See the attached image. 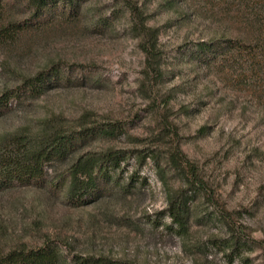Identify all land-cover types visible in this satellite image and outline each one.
I'll return each instance as SVG.
<instances>
[{"label":"rangeland","instance_id":"374dc122","mask_svg":"<svg viewBox=\"0 0 264 264\" xmlns=\"http://www.w3.org/2000/svg\"><path fill=\"white\" fill-rule=\"evenodd\" d=\"M2 1L1 23L30 17L24 0ZM240 8L253 24L256 53L234 49L201 61L199 42L238 34ZM151 35L160 56L153 72L145 53ZM52 67H61L60 82L21 91L26 78ZM9 90L0 139L114 122L123 131L49 165L44 186L0 190V252L54 241L75 255L136 264H264V0H83L74 11L54 8L0 40V95ZM177 147L211 194L190 198L184 236L163 214L172 192L186 188L168 159ZM109 149L128 153L127 161L97 200L69 204L59 177L81 153ZM224 215L253 241L233 257Z\"/></svg>","mask_w":264,"mask_h":264},{"label":"trees","instance_id":"16d2710c","mask_svg":"<svg viewBox=\"0 0 264 264\" xmlns=\"http://www.w3.org/2000/svg\"><path fill=\"white\" fill-rule=\"evenodd\" d=\"M29 18L25 22L10 21L7 25L0 20V40L14 39L16 34L28 26L31 21L38 20L54 8L64 7L70 11L79 8L83 0H24ZM3 1L0 0V18H3ZM238 15L241 22L235 26V34H224L220 40L199 42L196 45L197 57L206 63L217 59L219 54L230 55L232 50L250 49L254 54L257 45L249 42L253 24L244 18L249 17L247 9H239ZM244 20V22H243ZM248 21V23H246ZM227 26V25H225ZM256 27V25L254 24ZM233 29V25H231ZM140 31V29H139ZM228 35V36H227ZM144 36V34H143ZM255 35V41L258 39ZM152 43L145 48L148 67L155 71L160 58L155 44V35L150 36ZM239 41L233 44V41ZM144 42V41H143ZM61 67H52L33 77H28L23 82L21 91L42 93L51 87L53 81L60 82ZM150 75V73H149ZM13 91H6L0 95V117L9 108ZM123 131L118 122L95 124L92 127L80 129L44 128L39 133L32 135H9L0 139V190L19 186H44L47 181V168L49 165L65 162L70 159L88 141L96 137H115ZM201 129L200 132H202ZM128 153L121 150L109 149L106 151H91L81 153L69 165L66 177L60 176L57 183L63 190L66 201L73 206H83L97 200L101 194V185L110 183L113 174L121 169L128 159ZM147 156H143L142 162ZM159 160V155H155ZM169 162L185 177L186 188H181L169 196L168 206L163 212L171 220L168 228L176 229L180 236L188 235L190 228V198L203 193L208 200L211 197L208 184L200 170L180 150L174 149L168 155ZM225 222L230 232L229 243L226 245L229 255L248 242H253L249 236L243 235L234 223L229 221V216L224 215ZM0 264H136L129 261L115 260L104 256L75 255L71 251H64L54 241H47L39 247L27 245L16 246L6 252H0Z\"/></svg>","mask_w":264,"mask_h":264}]
</instances>
